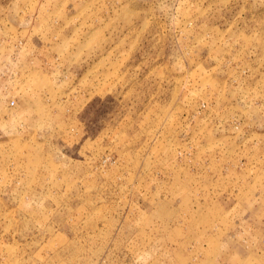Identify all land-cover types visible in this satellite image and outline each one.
<instances>
[{"label":"rangeland","instance_id":"rangeland-1","mask_svg":"<svg viewBox=\"0 0 264 264\" xmlns=\"http://www.w3.org/2000/svg\"><path fill=\"white\" fill-rule=\"evenodd\" d=\"M0 264H264V0H0Z\"/></svg>","mask_w":264,"mask_h":264},{"label":"built area","instance_id":"built-area-1","mask_svg":"<svg viewBox=\"0 0 264 264\" xmlns=\"http://www.w3.org/2000/svg\"><path fill=\"white\" fill-rule=\"evenodd\" d=\"M14 104V102H11L10 105L12 106Z\"/></svg>","mask_w":264,"mask_h":264}]
</instances>
